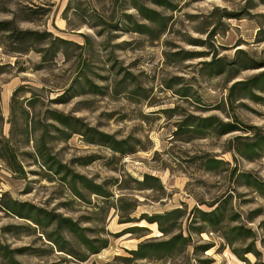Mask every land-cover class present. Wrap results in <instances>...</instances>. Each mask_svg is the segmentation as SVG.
Returning a JSON list of instances; mask_svg holds the SVG:
<instances>
[{
  "label": "rangeland",
  "instance_id": "374dc122",
  "mask_svg": "<svg viewBox=\"0 0 264 264\" xmlns=\"http://www.w3.org/2000/svg\"><path fill=\"white\" fill-rule=\"evenodd\" d=\"M262 74L264 0H0V156L24 171L0 157V198L56 219L0 211V264H264V148L247 149L264 138ZM176 236L167 255L127 252Z\"/></svg>",
  "mask_w": 264,
  "mask_h": 264
},
{
  "label": "trees",
  "instance_id": "16d2710c",
  "mask_svg": "<svg viewBox=\"0 0 264 264\" xmlns=\"http://www.w3.org/2000/svg\"><path fill=\"white\" fill-rule=\"evenodd\" d=\"M137 10L140 12L143 19L151 21V22L156 21L153 16H157L158 15L157 13L151 12V11H149L143 7H137ZM262 75H264V74H262ZM256 80H258V76L251 79L249 83L244 82L243 84H245L246 86L252 85V84L255 85L254 82ZM238 84H241V83L238 82ZM212 120H213V118L208 119V121H212ZM219 127L221 128L220 132H222L223 134L238 130L237 127L235 125H232V124H227V125L219 124ZM246 129L248 131L252 130V128H249V127H247ZM98 136L101 139V141L104 144L109 145L112 150H116V151H120V152L122 151V150H118V149H120L118 146L121 143L115 142L113 139H111V137L106 136V135L98 134ZM253 138L255 139V141L252 144H250L249 146H247L248 147L247 149L252 151L253 147H257V148L263 147L264 148V138L260 137L259 134H256V133L253 134ZM0 157L2 159H4V161L7 163L11 172L15 173L16 175L24 176V171H23L22 167L17 163L15 155H14L13 151L9 148V146H7L4 149L3 154ZM147 178H150V176H145V179H147ZM255 183H256L255 187H256L257 191H259V193H264V192H262V191H264V183L262 181H258ZM91 187H93V186H91ZM90 189L95 194L105 197L103 192L100 190L99 186L93 187ZM4 197H5V195L0 198V211L4 212L7 215H10V216L15 217L17 219H21V220H24L26 222H29L31 225H34L35 227H43V226H46L49 222L56 220L54 218L55 216H51V214L46 212L45 210L37 208V207H35L31 204H28L26 202H18L16 200H12L9 198L4 200ZM221 207L222 206H217L216 208H214L210 212H202V211L198 210V213H200V216H201V221L203 223H207L211 226L214 225V223H216V221H217V216H218V213H220ZM194 211H197V209H194ZM169 214H171V213H168L165 216H168ZM163 217L164 216H155V217H151V218H145V220L147 223H150V224L157 223L160 226L159 227L160 232L163 235H168L169 230L162 228L161 224L159 222L160 219ZM45 220H47V222L43 223L42 221H45ZM137 222L138 221H136V220L127 219V220H123L120 223L122 224V223H137ZM58 224L62 225L63 227H65L66 229H68L69 231H71L73 233L77 232L76 231L77 228L75 229L76 225L73 222H71V220H67V219L62 218V219L58 220ZM262 226L264 227V222L262 223ZM130 229H131L130 231L142 232V231H145L146 228H143V226L142 227L139 226V227H131ZM198 233H201V232H198ZM230 233L235 234L234 236H236V237H239L236 239L249 238L252 235L250 230H247V229L243 228L242 226H237V227L231 228ZM178 241L180 242L181 245H185L188 240L186 238H182L181 236H176V237H171L170 239H168L166 241L156 243V244H153L150 241H147L145 243L139 244L137 249L129 250L127 252L132 257H134L135 259L148 258V254H147L148 252L156 254V255H163V254L167 255V254L172 252V250L174 249V247L178 243ZM85 244H86V241H85ZM105 245H106L105 242H103L102 249H104L106 247ZM3 250L6 251L3 253V256H6V255H9L10 253H13V252H11V250H8V248H6L5 246L0 245V251H3ZM96 253H98V252H93V254H96ZM242 253L243 254L251 253L252 255H255L257 257L256 252L252 248H249V247H247ZM238 257H240V256H238ZM8 259H9L7 262L8 264H20L16 260H14L13 258H10L9 256H8Z\"/></svg>",
  "mask_w": 264,
  "mask_h": 264
}]
</instances>
